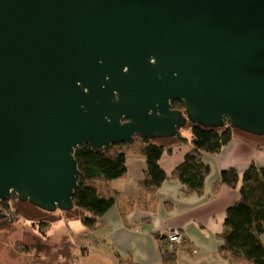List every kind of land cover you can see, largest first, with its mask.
Listing matches in <instances>:
<instances>
[{"label": "water", "instance_id": "obj_1", "mask_svg": "<svg viewBox=\"0 0 264 264\" xmlns=\"http://www.w3.org/2000/svg\"><path fill=\"white\" fill-rule=\"evenodd\" d=\"M225 119L264 136V0H0V202L70 211L78 147Z\"/></svg>", "mask_w": 264, "mask_h": 264}, {"label": "crops", "instance_id": "obj_2", "mask_svg": "<svg viewBox=\"0 0 264 264\" xmlns=\"http://www.w3.org/2000/svg\"><path fill=\"white\" fill-rule=\"evenodd\" d=\"M181 137L186 141H160L165 150L159 165L167 174L182 163L191 148L190 131H183ZM201 157L210 169L201 193H185L177 181L168 179L154 193L153 206L148 208L144 200H139L138 189L145 157L127 149L126 177L98 185L103 193H116L118 201L98 219L94 230L86 231L83 226L82 233L91 232L96 246L85 247L87 242L78 246L71 231H61V239L73 246L62 251L57 247L59 240H52L57 247V259L70 264H163L160 253L166 247L175 250L176 264H230L219 252L220 235L227 208L239 198V187L222 186L216 192L213 187L222 171L233 169L240 178L252 164L264 167V136L235 132L232 141L219 153ZM80 216L74 217L76 225L80 224L81 220L76 221ZM57 221H63L62 215ZM173 231L182 237L179 246L167 243L166 237Z\"/></svg>", "mask_w": 264, "mask_h": 264}, {"label": "trees", "instance_id": "obj_3", "mask_svg": "<svg viewBox=\"0 0 264 264\" xmlns=\"http://www.w3.org/2000/svg\"><path fill=\"white\" fill-rule=\"evenodd\" d=\"M171 106L173 110H184L182 102H173ZM190 134L189 152L182 163L169 174L159 165L165 147L155 140L135 137L129 144H115L100 150L89 145L78 147L74 152V159L79 177L78 187L72 198V208L81 211L82 225L87 230H94L98 219L118 201L116 193L110 190L103 193L98 185L126 177V152L130 148L145 157V170L138 189L139 200H144L146 207L153 206L154 193L168 179L177 181L185 193H201L210 171L208 165L202 162V154L219 153L232 141L234 130L229 121L225 120L224 126L216 129L194 125ZM175 138L181 142L186 141L179 132ZM222 186L233 189L238 186L239 198L226 210L219 252L230 264H264V167L252 164L242 173L241 178L233 169L222 171L213 191H218ZM16 198L12 194L8 200L0 202V209L7 215L6 220L10 224L18 219V212L12 208V201ZM134 203L136 202H130L131 205ZM67 212L62 211L61 214L65 223H68ZM41 227L45 228L46 224L40 223L39 228ZM31 249L19 246L21 253L29 254ZM160 255L163 264H176L175 250L163 247Z\"/></svg>", "mask_w": 264, "mask_h": 264}, {"label": "rangeland", "instance_id": "obj_4", "mask_svg": "<svg viewBox=\"0 0 264 264\" xmlns=\"http://www.w3.org/2000/svg\"><path fill=\"white\" fill-rule=\"evenodd\" d=\"M187 130L186 127L183 131ZM12 208L18 212L17 221L10 224L6 219L0 220V264H70L57 259L58 251L55 250L57 247L62 251H67L66 248L73 246L61 239V231H71L74 236L73 240L78 246H83L85 242L88 243L84 245L85 247L96 246L95 238L91 232L82 233L85 228L80 219H76V221H80V226L75 224L74 217L81 215L79 210L72 208L70 212H67L69 213L67 215L68 223H65V221H57L62 211L44 212L29 202L19 201L17 198L12 201ZM40 223L46 224V227L39 228ZM69 225H72L71 228ZM47 234H49L48 238H46ZM57 239L59 243L56 247L51 241ZM21 245L31 247V253L19 252ZM78 248L80 249V247Z\"/></svg>", "mask_w": 264, "mask_h": 264}, {"label": "built area", "instance_id": "obj_5", "mask_svg": "<svg viewBox=\"0 0 264 264\" xmlns=\"http://www.w3.org/2000/svg\"><path fill=\"white\" fill-rule=\"evenodd\" d=\"M166 240L169 246H179L182 243V237L177 231L168 233Z\"/></svg>", "mask_w": 264, "mask_h": 264}, {"label": "flooded vegetation", "instance_id": "obj_6", "mask_svg": "<svg viewBox=\"0 0 264 264\" xmlns=\"http://www.w3.org/2000/svg\"><path fill=\"white\" fill-rule=\"evenodd\" d=\"M182 112H183V110H182ZM225 120H228V119H225ZM228 121H229V120H228ZM224 123H225V121H224ZM229 125H230V122H229ZM186 127H187V129L190 131L192 125H191L189 122H186V124H185V126H184L183 128L178 129V132L180 133V135L182 134L183 130H184ZM233 130H234V133H235V132L243 133V132H241V131H239V130H236V129H233ZM177 134H178V133H177ZM177 134H176V135H177ZM245 134H247V133H245ZM176 135H175L174 137H172V138H167V139H156L155 141L160 142V141H163V140H171V139H174V138L176 137ZM249 135H250V134H249Z\"/></svg>", "mask_w": 264, "mask_h": 264}]
</instances>
